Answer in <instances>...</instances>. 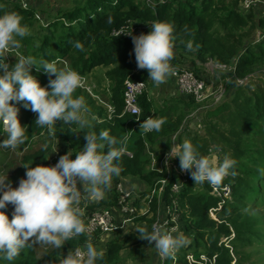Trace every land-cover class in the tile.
<instances>
[{
  "label": "trees",
  "instance_id": "trees-1",
  "mask_svg": "<svg viewBox=\"0 0 264 264\" xmlns=\"http://www.w3.org/2000/svg\"><path fill=\"white\" fill-rule=\"evenodd\" d=\"M237 2L239 0H166L153 8L150 5H140L137 0H79L71 7L56 10L51 19L42 22L41 18L36 16L39 15L37 5L24 7L22 0H0V14L17 12L22 17L21 23L28 25L30 33L22 39L17 38L20 47L9 48L3 53L9 70L21 55H31L37 61H57V68L66 65L80 74L103 67L104 80H109L110 90L107 92L105 86H99L93 81L96 83L94 91L116 107V114L108 118L106 106L99 103L88 91L78 87L73 93L74 98L83 97L86 106L92 108V111L97 107L92 106L93 102L100 105L99 117L96 116L92 121L93 128L81 130L71 122L65 125L62 121H57L56 135L48 137L46 128L34 124L36 113L24 107L22 101L16 102L19 122L26 128V139L24 144L15 149L0 147V174L5 175L7 172L8 180L15 188L19 179L25 178L26 169L23 165H52L48 156L57 142L65 154L66 151H78L84 146L87 131L107 130L118 140L125 137L134 124L130 114L119 116L124 106L125 79L130 75L133 79H148L147 70L137 68L134 45L122 36L112 35L114 29L129 22L140 26L154 21L171 22L174 26L175 42L174 57L170 63L174 65L181 63L180 58L187 59L189 55L194 54V58L190 59L196 67L204 66L210 59L217 63L235 62V75L238 77L248 76L256 63L264 66V42H254L252 39L255 37L253 32L256 26L264 27V17L256 19L251 13L240 11ZM74 41L81 43L82 51L73 47ZM255 46L257 48H254ZM186 53L188 55H184ZM32 74L41 86L47 85L49 79L55 78L54 74L49 76L42 69L37 71L35 66L32 68ZM252 78L251 76L245 86L236 88L229 101L221 103V108L219 105L217 109L208 112L209 115L203 118L205 126L202 124V132L197 130L191 134L192 132L188 131L187 140L201 155L210 154L209 148L214 143L215 146L222 147L218 155L220 160L227 155L235 159L236 163L223 178L224 182L231 184L233 192L232 197L226 199L222 208L216 211L217 219L212 217L209 211L211 207H216L219 201L218 196L211 192V185L205 182L198 187V183L195 185L191 174H188L189 183L179 193L181 222L177 232L183 233L186 239L190 234L194 242L187 240L181 247L175 264H190L186 258L189 251H192L196 258H200L201 254L209 259L215 256L213 262L204 260L203 263L195 264H247L245 260L250 257V253L245 251V247L252 244L256 238L264 236V227H259L263 219L251 210L249 205L251 200L255 204L261 202L262 197H255L253 190L256 184H264V127L260 124L264 121V87L257 85L252 89ZM102 82L103 80L101 84ZM139 103L142 118H156L157 112L149 100L148 92L140 96ZM219 111L222 114L215 115ZM181 116L179 112L177 115L166 117L158 132L144 133L140 127L136 128L125 144L133 156L122 153L119 160L121 172L119 176L112 178L141 181L147 186L143 193L141 191L142 194H151L153 188L159 187L165 172L151 168L145 144L150 141L160 150L164 146L162 151H165L170 146L169 135L177 131L178 140L182 143L187 126L181 127ZM215 117L218 119L215 120ZM4 138L6 134H0V141ZM13 151L20 152V156L13 154ZM233 171L235 175L231 174ZM169 188L170 185L167 186L164 197L167 201H170ZM148 198L150 212L134 217V231L129 232L123 240H108L105 243L104 259L97 264H122L124 258H127L124 255L126 249L130 251L128 257H134L131 252L145 244L154 248L155 242L149 244L135 231L138 226L151 231L157 197ZM107 203L116 204L117 195L112 193L109 199L101 198L89 208ZM12 209L11 204L4 209L9 219ZM86 240H90L97 247L99 235L95 233L94 236H89L83 233L77 238L65 241L60 248L44 243L28 244L12 261L0 260V264H59L63 254L77 246L82 247ZM226 240H229L232 246L227 245ZM38 247L43 250L41 254L37 252ZM162 264H174L173 259L166 258Z\"/></svg>",
  "mask_w": 264,
  "mask_h": 264
},
{
  "label": "clouds",
  "instance_id": "clouds-1",
  "mask_svg": "<svg viewBox=\"0 0 264 264\" xmlns=\"http://www.w3.org/2000/svg\"><path fill=\"white\" fill-rule=\"evenodd\" d=\"M21 21L22 17L15 11L0 14V134H6V138L0 141V147L15 149L25 143L26 128L19 122L16 102L22 101L24 107L36 113L34 124L46 128L48 137L56 135L57 121H62L65 125L71 122L81 130L93 128L92 121L95 116L91 114L83 97H73L74 91L81 85V76L75 70L66 65L57 68V61H37L31 55H21L9 70L3 53L9 48L20 47L17 38L22 39L30 34L28 25ZM150 29L149 32L139 35H133L132 30L122 31L117 36L121 33L131 36L137 68L146 69L148 79L158 86L171 73L174 26L168 21H154L150 24ZM73 47L83 50L79 41H74ZM188 47H191L190 43ZM33 66L37 71L42 69L49 76L54 74L55 78L41 86L32 74ZM105 88L109 92V82ZM10 101L13 103H9ZM146 117L143 118L140 129L144 133L160 131L164 118ZM173 134L177 132L169 135L170 142ZM124 139L126 137L118 140L107 130L87 131L86 143L75 151L74 159L70 158L73 151L69 150L60 155L58 161L51 166L23 165L26 169L25 178L19 179L15 188L7 175L0 174V260L12 261L28 244L44 243L60 248L65 241L85 233V217L80 207L82 193H86L88 199L99 200L110 188V181L116 195V180H122L128 185L131 183L124 178H112L119 176L121 172L119 160L125 150ZM177 141L179 142L178 134ZM44 147H47V141ZM153 149L160 156L167 151ZM166 157L165 163L178 157L180 169L190 170L189 174L195 185L205 182L212 186L219 185L236 163L235 159L227 155L219 162L214 155H201L187 139L170 145ZM231 174L235 175V172ZM78 182L82 188L77 187ZM133 197L134 204L143 200L135 193ZM146 201L149 202V198ZM9 204L13 206L11 219L4 211ZM139 214L141 213L137 215ZM135 231L149 244L155 242L154 249L161 258L174 259L176 251L187 243L183 233L165 230L163 225L155 223L151 226V231L143 226H138ZM103 259L104 250L86 240L82 247L69 250L59 264H97Z\"/></svg>",
  "mask_w": 264,
  "mask_h": 264
},
{
  "label": "rangeland",
  "instance_id": "rangeland-1",
  "mask_svg": "<svg viewBox=\"0 0 264 264\" xmlns=\"http://www.w3.org/2000/svg\"><path fill=\"white\" fill-rule=\"evenodd\" d=\"M33 1L37 5V8H38L37 12L39 13V16L41 17V21L46 22L47 20L53 17V14L56 12V10L61 9V8L71 7L73 4L77 3L79 0H30V2L29 1L28 2L24 1V2H26L28 6V5H32ZM230 1L231 0H226V2H230ZM137 2L140 5H148L146 0H137ZM237 5H239L240 11H243L244 13H251L256 19L264 17V0H239V2H237ZM150 30H151L150 24L145 23L142 25V27H139L137 35L141 33H147ZM253 33L255 36L254 38H252L254 39L253 40L254 42H258V41L264 42V27L261 28L259 26H256ZM254 48H257V47L255 46ZM184 55H188V54L186 53ZM190 58H194V54L189 55L187 59L180 58L181 59L180 65L191 67L196 72L201 74L205 78L207 85L209 87H212L213 89V92H210V94L203 101L197 102L193 97L180 93L176 89L174 81H172V84L171 83L167 84L166 82H164L163 84H160L161 86L160 85L157 86V85H154V83L150 79H148V87H149L148 95L149 97L151 95V97L153 98V100L152 99L151 100H152L154 109L157 112L156 118L165 119L166 117H169L171 115H177L179 112L182 114L181 116L182 126L181 127L187 126V129H186L187 133L186 135L182 136V140L187 139L188 131H191L192 132L191 134H193V131H197V130L199 132H202L204 128L202 126H199L198 123H201L203 124V126H205L204 124L205 122H203V118L206 115L207 116L209 115L208 112L212 109L213 110L217 109L219 105H220L219 108H221L222 107L221 103L229 101V99L233 96V92L236 90V88L243 86V85L245 86L250 81L251 76L253 77L251 79L252 89H254L257 85H261L264 87V66L260 65L259 63L255 64V67L251 70V73H249L248 76L238 77L235 75V73L234 75L232 74L234 62H232V64L222 65V66L209 62L208 65L206 64L203 67H196L193 63V60L191 61ZM104 71H105V68L96 67L90 72L88 71L86 72V74H83V75L87 76V78L91 81L92 80L96 81L99 86H102L105 84V81H106L104 80L105 78ZM237 79H242L243 83L239 84L237 82ZM101 80H103L102 84H101ZM98 81L100 82V84ZM151 85H152V89H151ZM220 85L222 87H225L226 89L224 92H222L219 95V97H217L216 94L219 93L218 89ZM93 105L97 106L96 110L92 111V108H89V110L91 114L96 117L98 116L100 105L94 102L92 103V106ZM220 114H222L220 113V111L215 113V115L217 116ZM103 116H105V113ZM217 119L218 117H215V120ZM20 124H21V121H20ZM260 124L264 127V121H261ZM57 143L54 144L53 149L48 156L49 162L50 160L54 159V156L57 153H60L61 155H63L62 149L59 145H57ZM170 145H171V142H170ZM169 148L170 146L167 148V150H169ZM221 148H222L221 146H217V145L215 146V144L213 143L212 146L209 148L210 154L207 153L205 154V156L214 155L218 161L220 160L218 155H219V152L221 151ZM164 149L165 147L162 146L161 150L160 149L159 150L160 152H164L162 151ZM13 154L20 156V152L17 153V151L16 152L13 151ZM70 158L71 159L75 158V151H73L72 156ZM149 165H150V162H149ZM131 184L133 185L132 188L137 197L139 196V198H143V199L147 198L148 193L143 194V195L141 194V191L143 193V191L146 190L147 186H144V184H142L141 181L139 180L134 181V182L132 181ZM79 186L80 188H82V185L80 183H79ZM199 186H200V183H198V187ZM253 191H254L255 197L261 196L262 199H261V202H259L258 204H255V202L252 200L249 201L250 209L261 216L263 220L260 222L259 227H264V184L262 186H260V184H256V188ZM111 192L113 193L112 181H110V188L106 191L104 197L109 195ZM87 200L89 201V199L86 196V193H82V199L80 201V205L84 207V209L81 208L83 210V213H85L86 211L93 210V208H89V207H92V204H90V202H88ZM91 200L93 201L92 203L98 202L97 200H94V199H91ZM109 206H113V205H111V203L99 205V207H109ZM141 214H147V213L144 212ZM134 228L132 224H128L126 222L124 227L119 225L117 229L110 231L109 233L104 234L103 232H98V235H99L98 245L100 243H106L108 240L112 238L123 240L129 232L134 231ZM107 234H110V235H107ZM187 240H189L190 243L194 242L190 234L187 237ZM226 244L229 246H232L230 245L229 240H226ZM127 250L128 249H126L124 252L125 253L124 255H126L125 257L127 258H124V260L122 261L123 262L122 264H151L153 263L154 260L156 261V259L159 261V257L158 255H155V250L153 246L150 247L149 245L145 244L143 245V247L133 250L131 254L134 255V257L132 256L128 257L130 254V251H127ZM180 251H181V248L177 250L178 253ZM245 251H248L250 253V257L247 260H245L247 264L248 263L249 264H264V236L262 238L260 237L256 238L252 244L247 245L245 247ZM37 252L38 254H41L43 250L40 247H38ZM63 255L66 256L67 254H63ZM154 256L156 257V259ZM116 264H119V263H116Z\"/></svg>",
  "mask_w": 264,
  "mask_h": 264
},
{
  "label": "built area",
  "instance_id": "built-area-1",
  "mask_svg": "<svg viewBox=\"0 0 264 264\" xmlns=\"http://www.w3.org/2000/svg\"><path fill=\"white\" fill-rule=\"evenodd\" d=\"M166 0H146L147 4L151 7H155L158 3L164 2ZM23 6L27 7V3L23 1ZM37 18H41L38 14L36 15ZM139 25H135L133 22H129L118 29H114L112 35L114 37H124L128 39L132 43L131 36L121 33L117 36L118 33L124 31H131L133 35H137L139 30ZM133 44V43H132ZM67 64V62L64 60ZM209 62L217 65H229L226 63H217L210 59L206 64L208 65ZM205 64V65H206ZM171 66V73L167 76L171 77L175 82L176 89L187 96L193 97L197 102L203 101L210 92H213L212 87H209L205 81V78L196 72L191 67L185 65H173ZM236 68V63L233 64L232 74L234 75ZM78 73V72H77ZM81 76V85L79 88H82L88 91L91 95L99 100V103L106 106L107 116L108 118H112L113 115L116 114V107L108 102L103 100L100 95L94 91L96 88V83L89 80L87 76L80 74ZM168 80V79H167ZM239 84L243 83L242 79H237ZM124 106L121 114H130L132 117L134 124L127 131L123 141L124 146V154L132 157L133 153L129 151L125 144L126 141L129 139L131 133L137 128L140 127L144 119L141 117L142 109L139 103L140 96L148 92V79H133L131 75L125 79L124 83ZM225 87L220 85L219 93L216 94L217 97L225 91ZM147 118V117H146ZM199 126H202L201 123H198ZM173 143H179L177 141V134H173L171 136V145ZM169 150H167L163 155H159L157 150H154L152 147L149 146L148 142L145 144V152L150 160L151 168L157 170L158 172H165V176L160 179V186L153 188L151 190V194H148L147 198H152L153 196L157 197V207L155 210V220L153 224L163 225L165 230H175L176 232L179 230V223L180 220V209H179V193L182 191L183 187L189 183L188 174L190 170H181L179 167V160L178 157L172 158L166 161V154ZM61 154L57 153L54 156V159L50 160L49 163L54 165ZM169 196L170 201L165 200L166 188L169 187ZM77 187L79 188V184L77 183ZM133 185L125 184L122 180H116L114 183V188L117 192V204L113 207H96L92 211H86L84 213L85 219L84 223L86 226L85 233L89 236H93L95 233L103 232L104 234L109 233L117 229L119 226L118 215H123L124 221H128L134 218L135 214L138 213V210L134 206V190ZM212 193L218 196L219 201L216 207L210 208V214L212 217L217 219L216 211L220 210L226 201V199H230L232 197L233 188L230 183L224 182L222 179L219 185L212 186ZM139 197V196H138ZM143 201H146V199ZM150 202V199H149ZM82 209V207L80 205ZM152 224V225H153ZM177 251L175 253V257L173 259V263L175 264L178 260ZM159 257V256H158ZM186 258L188 259L190 264H195L198 262H204V260H210L213 262L215 256L209 259L206 255L201 254L200 258L194 257L192 251H189L186 254ZM166 258L159 257L160 264L164 262Z\"/></svg>",
  "mask_w": 264,
  "mask_h": 264
},
{
  "label": "crops",
  "instance_id": "crops-1",
  "mask_svg": "<svg viewBox=\"0 0 264 264\" xmlns=\"http://www.w3.org/2000/svg\"><path fill=\"white\" fill-rule=\"evenodd\" d=\"M24 1H29L30 2V0H24ZM32 5H36V3H34V1L32 2ZM147 24H149V23H147ZM168 79V80H167ZM172 81H173V79L171 78V77H168V78H166V80H165V82L168 84V83H171L172 84ZM108 79H106V81H105V84L103 85V86H105V85H107L108 84ZM163 84V83H162ZM166 84V85H167ZM161 86V85H160ZM151 89H152V85H151ZM150 97H151V95H150ZM153 100V98L151 97L149 100ZM151 100V101H152ZM156 111V110H155ZM148 141H149V139H148ZM148 144H149V146L150 147H152V148H156L157 149V147H155V145L153 144V143H151L150 141L148 142ZM113 192H114V189H113ZM111 195H112V192L109 194V195H107L106 197H103V198H105V199H109L110 197H111ZM88 201V200H87ZM97 201H99V200H97ZM88 202H90V204H93L92 202V200L91 199H89V201ZM134 206H135V208L138 210V213H144V212H146L147 214L150 212V205H149V202L148 201H143V200H140V201H137V202H135V204H134ZM138 213H136V215L138 214ZM135 215V216H136ZM118 221H119V225L120 226H122V227H124L125 226V224H126V222L128 223V224H132L133 225V228H134V220L133 219H131V220H128V221H124V216L123 215H121V214H119L118 216ZM107 235H110V234H107ZM98 248H103V250H105V248H106V246H105V243H100L99 245H98ZM153 254V253H152ZM155 257V256H154ZM155 259H156V257H155ZM160 263V261H158L157 259H156V261L154 262V263H151V264H159Z\"/></svg>",
  "mask_w": 264,
  "mask_h": 264
}]
</instances>
